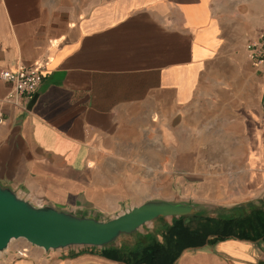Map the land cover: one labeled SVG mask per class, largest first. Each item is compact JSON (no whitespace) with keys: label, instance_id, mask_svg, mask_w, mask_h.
I'll use <instances>...</instances> for the list:
<instances>
[{"label":"crops","instance_id":"0c3cea01","mask_svg":"<svg viewBox=\"0 0 264 264\" xmlns=\"http://www.w3.org/2000/svg\"><path fill=\"white\" fill-rule=\"evenodd\" d=\"M263 27L264 0H0V184L102 220L148 199L264 206V66L246 47ZM45 56L36 92L8 100L2 71ZM119 247L23 239L0 264H125ZM172 264H264V237Z\"/></svg>","mask_w":264,"mask_h":264},{"label":"water","instance_id":"95a60500","mask_svg":"<svg viewBox=\"0 0 264 264\" xmlns=\"http://www.w3.org/2000/svg\"><path fill=\"white\" fill-rule=\"evenodd\" d=\"M210 209L208 204L192 201L148 199L102 220L48 203L35 205L0 184V253L19 238L45 251L69 246L107 247L121 236L136 235L153 220L204 215Z\"/></svg>","mask_w":264,"mask_h":264},{"label":"trees","instance_id":"16d2710c","mask_svg":"<svg viewBox=\"0 0 264 264\" xmlns=\"http://www.w3.org/2000/svg\"><path fill=\"white\" fill-rule=\"evenodd\" d=\"M248 206L247 213L228 211L217 217H172L171 223L162 228L160 241L148 234L145 243L138 241L133 245L112 248L106 255L125 264H172L187 246L214 244L228 238H263L264 206Z\"/></svg>","mask_w":264,"mask_h":264},{"label":"built area","instance_id":"2783aa9c","mask_svg":"<svg viewBox=\"0 0 264 264\" xmlns=\"http://www.w3.org/2000/svg\"><path fill=\"white\" fill-rule=\"evenodd\" d=\"M248 57L254 67L264 66V27L257 31L253 38L246 44ZM49 57L33 61L27 65H19L14 70H5L1 78L10 84V91L6 98L16 103L22 97H31L37 90L42 78L46 74V63ZM2 115L0 113V123ZM26 250L21 248L16 251L18 256H25Z\"/></svg>","mask_w":264,"mask_h":264},{"label":"rangeland","instance_id":"374dc122","mask_svg":"<svg viewBox=\"0 0 264 264\" xmlns=\"http://www.w3.org/2000/svg\"><path fill=\"white\" fill-rule=\"evenodd\" d=\"M213 212V209H210L207 213H205L204 215H206V214H210V213H212ZM163 219V218H162ZM168 221L169 220H171V218H166ZM164 220H155L154 222H152V224H151V222H148L147 223V225L148 226H151L152 225V228L151 227H147L146 226V224L144 225V226H142V227H140L139 228V230H138V233L136 234V235H134V238L132 239L130 236H129V238L127 237V236H121L120 238H118V240L115 242V246H123V245H129V243L127 244V242L128 241H130V240H128V239H131V241L133 240V242H134V239H135V242L137 241H140V242H142V243H145L146 241H147V239H148V234H151L153 237H155V238H158L159 236H160V233H159V231H158V229L156 230V229H153L154 227H156V226H159V225H162L164 222H163ZM147 230H151L152 232H146ZM16 240H19V241H23V239L22 238H19V239H15V240H12L10 243H9V245L8 246H11L12 245V243L13 242H15ZM130 241V242H131ZM134 242V243H135ZM131 245H133V244H131Z\"/></svg>","mask_w":264,"mask_h":264}]
</instances>
